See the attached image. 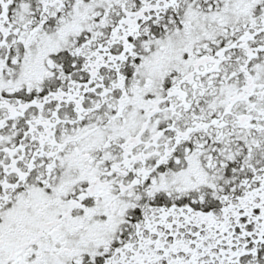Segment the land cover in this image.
I'll list each match as a JSON object with an SVG mask.
<instances>
[{"label":"snow or ice","instance_id":"1","mask_svg":"<svg viewBox=\"0 0 264 264\" xmlns=\"http://www.w3.org/2000/svg\"><path fill=\"white\" fill-rule=\"evenodd\" d=\"M0 264H264V0H0Z\"/></svg>","mask_w":264,"mask_h":264}]
</instances>
